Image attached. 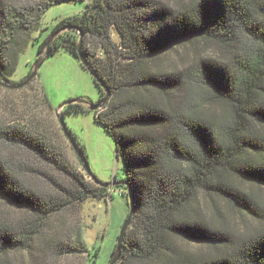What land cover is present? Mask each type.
Masks as SVG:
<instances>
[{
    "label": "trees",
    "instance_id": "obj_1",
    "mask_svg": "<svg viewBox=\"0 0 264 264\" xmlns=\"http://www.w3.org/2000/svg\"><path fill=\"white\" fill-rule=\"evenodd\" d=\"M65 1L0 0L1 80L14 84L19 56L30 45L43 53L63 29L48 56L63 48L79 61L82 32L81 51L110 91L93 113L115 142L134 203L116 264H264V0H94L33 39L48 29L46 11ZM207 46L217 58L205 57ZM173 50L182 54L171 59ZM93 81L98 103L104 92ZM40 90L25 121L1 122L0 145L23 150L66 185L0 153V202L29 215L18 225L0 219V264L85 255L96 264L99 249L88 252L80 229L54 217L109 192L78 174L48 138L35 113L55 107ZM80 112L90 110L72 104L61 115ZM23 170L55 193L30 188Z\"/></svg>",
    "mask_w": 264,
    "mask_h": 264
},
{
    "label": "rangeland",
    "instance_id": "obj_2",
    "mask_svg": "<svg viewBox=\"0 0 264 264\" xmlns=\"http://www.w3.org/2000/svg\"><path fill=\"white\" fill-rule=\"evenodd\" d=\"M94 0H69L64 3L52 5L46 11L42 20V28H48L41 35L33 34V39L45 36L55 23L68 16L80 14L86 3ZM166 4H173V0H160ZM69 29H64L59 35ZM111 40L114 44H119V36L115 31L111 32ZM205 57L217 58L218 55L214 48L207 46ZM43 53L38 54L36 48L30 45L24 53L19 56L18 66L13 74L11 81L17 85L23 82L30 74L37 58ZM182 54V53H181ZM180 54V55H181ZM177 52L173 50L169 58L176 59ZM26 87V86H25ZM43 88L51 104L56 108L69 99H82L88 103H97L100 99V92L93 81L90 72L85 69L79 61L65 49H58L53 55L48 56L35 77L23 91L20 89L12 90L0 85V124L4 121H20L27 116L26 109L30 107L33 99L37 100ZM53 112L45 110L41 105L35 114L38 119L46 124L44 128L48 132V138L60 149L67 163L86 181L93 182L87 175L82 162L72 149L70 143L59 130L58 118ZM23 121H25L23 119ZM35 122H33L34 124ZM67 128L85 145L89 168L96 178L102 183H115L123 179V161L116 157V148L113 138L96 121L93 111L72 113L65 117ZM36 124V123H35ZM30 125V124H29ZM35 126V125H34ZM37 127L39 130L41 128ZM0 153L6 154L14 163L22 162L25 166H31L37 170L47 171L55 181L66 182L54 171L44 167L23 150L17 148H7L0 145ZM22 179L32 189L41 193L54 194L53 184L45 181L30 171H22ZM116 179V181L114 180ZM69 187V185H67ZM122 186L106 188L108 194L104 197H92L83 202L78 208L71 212H65L54 219H62L67 228L71 231L80 229L82 240L88 252L99 249V256L96 264H109L115 250L120 229L128 215L129 200L127 194L123 193ZM124 190L127 191V188ZM29 215L8 207L0 202V219L18 225ZM241 221L235 223L238 226ZM60 264H87V256L72 258L61 261Z\"/></svg>",
    "mask_w": 264,
    "mask_h": 264
},
{
    "label": "water",
    "instance_id": "obj_3",
    "mask_svg": "<svg viewBox=\"0 0 264 264\" xmlns=\"http://www.w3.org/2000/svg\"><path fill=\"white\" fill-rule=\"evenodd\" d=\"M64 30V29H63ZM61 30V31H63ZM58 31L47 43L46 49L44 51V54L39 56L37 58V60L35 61L33 68L30 72V74L28 75V77L21 83L17 84V85H10V84H6L4 83L1 79H2V75L0 72V85L8 88V89H12V90H16V89H20L23 88L25 86H27L36 76L37 73L40 69V67L42 66V64L45 62V60L48 58V54H49V50L50 47L54 41V39L58 36V34L61 32ZM82 32H80V37L78 40V44H77V58L79 59L80 64L87 69L90 74L92 75L93 79L100 85L101 89L104 92V96L101 99L100 102L98 103H88L85 100L82 99H69L65 102H63L61 105H59L56 110H55V114L58 118V122L60 125V128L63 132V134L65 135L66 139L68 140V142L70 143L72 149L74 150V152L77 154V157L79 158V160L82 162L83 167L85 169V172L87 173V175L93 180V182L95 184H97L98 186L102 187V188H109V187H114V186H123L127 188V192H128V200H129V211H128V215L125 219V222L123 223L118 238H117V242H116V246H115V250L114 253L112 255V258L109 262V264H116L118 262L120 253H121V245L124 239V236L126 234L127 228L130 224L131 218H132V214H133V207H134V203H133V198H132V193L130 191L129 186L127 185L126 182L123 181H119V182H115V183H102L101 181H99L96 176L93 175V173L91 172L90 168H89V164L88 161L86 159V157L84 156V154L82 153V151L79 149L78 145L75 143L74 139L72 138V135L69 131V129L67 128V125L64 121L63 116L61 115V111L65 106L68 105H72V104H80L83 105L84 107L88 108L90 111H99L101 110L105 104L107 103L109 96H110V91L108 90V88L102 83L101 80H99L98 78L95 77L94 73L92 72V70L90 69L88 62L86 60V58L84 57L82 51H81V42H82Z\"/></svg>",
    "mask_w": 264,
    "mask_h": 264
}]
</instances>
